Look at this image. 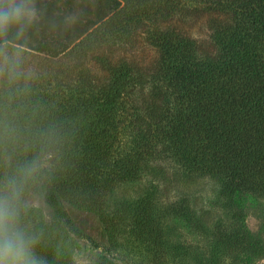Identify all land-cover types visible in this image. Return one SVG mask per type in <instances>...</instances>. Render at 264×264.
<instances>
[{
	"label": "trees",
	"instance_id": "1",
	"mask_svg": "<svg viewBox=\"0 0 264 264\" xmlns=\"http://www.w3.org/2000/svg\"><path fill=\"white\" fill-rule=\"evenodd\" d=\"M21 1L0 0V47L56 59L24 72L14 59L0 75L1 246L73 264L56 258L57 239L102 243L72 209L93 213L108 235L91 264H131L112 250L121 209L110 194L140 178L150 183L128 208L136 230H157L165 212L206 227L178 201L155 208L184 178L219 179L240 215L247 200L264 199V0ZM205 229L196 235L204 252L177 251L175 264H219L228 246L257 245Z\"/></svg>",
	"mask_w": 264,
	"mask_h": 264
},
{
	"label": "rangeland",
	"instance_id": "2",
	"mask_svg": "<svg viewBox=\"0 0 264 264\" xmlns=\"http://www.w3.org/2000/svg\"><path fill=\"white\" fill-rule=\"evenodd\" d=\"M53 1V0H48ZM27 4V0L21 1ZM25 13L31 14L35 12L30 6L24 10ZM137 56L145 60L151 55V51L146 47H141L135 50ZM20 60L22 66L20 72L27 70H38L44 65H50L56 58H51L43 54H36L27 52L26 54L18 53L10 48L0 47V75H3L5 63ZM59 65L66 64L67 58L60 59ZM88 65H93V61H87ZM182 179V178H181ZM180 183L174 184L173 188H169L167 192V200L164 198L155 204V208L161 211H166L170 207H175L172 201H178L177 206H188L195 213L198 220L203 221L205 228H216V233L222 235L230 234L232 239L239 237L241 240L243 234L248 235L250 240H255L257 245L247 246V242L232 244L228 246L229 258L225 262L219 264H256L258 261L264 260V199L258 198L254 201L247 200L241 208L242 214L237 213L236 207L231 205L228 191L224 184L217 178H210L206 176H194L187 179H182ZM150 181L140 178L135 181H128L119 183L115 186L110 194L111 205L119 207V215L114 218V225L117 227V232L112 238V250L120 254H128V261L131 264H175L179 261L173 259L172 255L177 251H200L204 252L202 247H199L204 236L196 238V235L203 234L205 228H198L195 230L189 224H186L181 218H172V214L164 213L166 215L162 220L157 230H151L148 226L150 224H143L136 228H132L130 221V214L128 208L134 206L133 203L141 194L144 195L146 186ZM185 196L187 199L181 201L179 197ZM29 203L41 204L36 197L32 196L28 199ZM119 204V206H118ZM70 213L76 223L87 233L92 235L99 243L107 244L109 242L108 235L105 229L102 230L103 225L93 213L80 212L77 210H70ZM239 215L241 216L239 219ZM239 219V220H238ZM158 231V234L157 232ZM218 234H214L217 236ZM198 239V240H197ZM209 238H205L208 242ZM204 243V242H203ZM70 246H66L64 241L57 239L56 246L61 247L63 255L56 252L58 259L68 258L73 261V264H91L100 254H104L105 250L101 246L94 247L84 239L71 241ZM204 247L207 245L204 243ZM210 248L214 249L215 242H210ZM114 247V248H113ZM182 247V248H181ZM222 248V246H220ZM41 252L31 251L28 249H17L14 251L7 250L0 245V264H47V256L43 249ZM156 251V258L163 252L166 261L158 263L157 260H152L150 253ZM159 251V252H158ZM206 251V250H205ZM65 255V253H67ZM251 252L255 254L249 255ZM207 253V251H206ZM249 257V258H247ZM263 257V258H262ZM55 258V259H56ZM102 258V257H101Z\"/></svg>",
	"mask_w": 264,
	"mask_h": 264
}]
</instances>
